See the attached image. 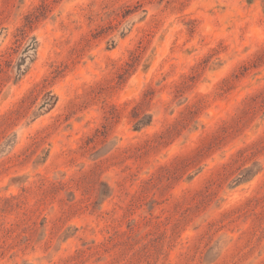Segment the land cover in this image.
Instances as JSON below:
<instances>
[{
    "label": "rangeland",
    "instance_id": "obj_1",
    "mask_svg": "<svg viewBox=\"0 0 264 264\" xmlns=\"http://www.w3.org/2000/svg\"><path fill=\"white\" fill-rule=\"evenodd\" d=\"M263 141V0H0V264H264Z\"/></svg>",
    "mask_w": 264,
    "mask_h": 264
},
{
    "label": "trees",
    "instance_id": "obj_2",
    "mask_svg": "<svg viewBox=\"0 0 264 264\" xmlns=\"http://www.w3.org/2000/svg\"><path fill=\"white\" fill-rule=\"evenodd\" d=\"M264 1V0H263ZM37 49H38V40L35 37H32L31 39H29V41L27 42L26 46L24 47L22 54L20 55V57L17 60V63L15 65L14 68V75L17 78H20L21 76H23L28 68L30 67V65L33 63V61L35 60L36 57V53H37ZM259 60V58H258ZM54 98V96H51L50 100L52 101ZM51 101L48 102H44L43 108L44 107H49L52 105V103H50ZM251 109L252 108H248L243 112V115L238 117L237 122H235L234 124H230L228 126H226L224 128L223 134L222 136H214L212 137L211 140V145H218L221 142H223L226 138L230 137L231 135H233L235 132H237L239 129L242 128V124H244L246 117L248 114L251 113ZM188 116H186L184 119H182L178 125L176 127H170L168 129V131L166 132V134H164V136H161L160 139L164 140L167 139L168 137H170L171 135H173V132L176 130L177 127H179L181 124H185L188 122H191L193 120V116L196 115V112H189L188 114H186ZM115 117H111V119L109 120V122H111V120H113ZM135 119V130L137 131H141L143 128H146L148 126H150L153 122V116L152 114H148L146 112H139L134 116ZM262 147L264 148V141L261 142ZM204 151V148H202V150L200 152H198L197 154L194 155H200L199 153H202ZM248 150H245V152H247ZM195 157L197 156H191L185 160H183L184 162H188L193 160ZM259 167V168H258ZM229 166H226L224 169H228ZM243 168V167H242ZM261 169V165L260 163H255L254 166L252 168H243L240 171L239 177L236 178V180L234 182H236L237 184H240L244 181H247V174L253 176L255 175V173L259 172ZM255 171V172H254ZM221 175V174H220ZM223 176V175H222ZM224 177H220V179H223ZM206 196H202V200L205 198Z\"/></svg>",
    "mask_w": 264,
    "mask_h": 264
}]
</instances>
